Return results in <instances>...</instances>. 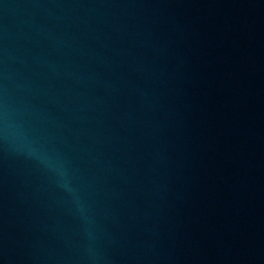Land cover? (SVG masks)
<instances>
[{
	"label": "water",
	"instance_id": "95a60500",
	"mask_svg": "<svg viewBox=\"0 0 264 264\" xmlns=\"http://www.w3.org/2000/svg\"><path fill=\"white\" fill-rule=\"evenodd\" d=\"M0 264H264V0H0Z\"/></svg>",
	"mask_w": 264,
	"mask_h": 264
}]
</instances>
